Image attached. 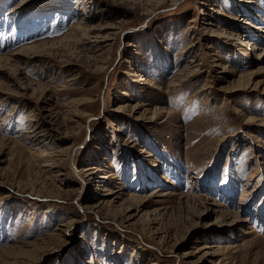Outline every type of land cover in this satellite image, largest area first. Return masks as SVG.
Masks as SVG:
<instances>
[{"label": "rangeland", "instance_id": "rangeland-1", "mask_svg": "<svg viewBox=\"0 0 264 264\" xmlns=\"http://www.w3.org/2000/svg\"><path fill=\"white\" fill-rule=\"evenodd\" d=\"M156 1L0 0V264H264L253 31Z\"/></svg>", "mask_w": 264, "mask_h": 264}, {"label": "bare ground", "instance_id": "bare-ground-1", "mask_svg": "<svg viewBox=\"0 0 264 264\" xmlns=\"http://www.w3.org/2000/svg\"><path fill=\"white\" fill-rule=\"evenodd\" d=\"M231 3H233V5H235L234 7L237 6V8L240 10H242V14H246L244 16V18H239V19H235V18H232L231 16L229 17H226L224 13H222V11H220L219 9L218 10H215L214 13H216L217 15L219 16H222V17H225L226 19H233L234 21L236 22H239L241 25H244V27L248 26V29L253 32H251V37H249V40L245 41L244 37L240 34V32L236 33V34H231L230 33V37H224L226 38L227 40H230V41H234L235 42V45L237 46H244L246 45L247 48H246V52H253V58H252V61L253 62H256V63H260L262 64L264 62V49H261V53L257 54L256 52L259 51V47H257V40L259 41V35L261 34H264V29L263 27L261 26V23L260 24H257L256 22H259V18L260 16L257 14L258 11H260L258 9V11L254 8L255 6H253V3L252 2H247V0H237V3H235V0H230ZM162 2V0H157L156 3H160ZM176 1L173 0V4H175ZM240 4H243V6H239ZM247 5V6H245ZM253 7V8H252ZM237 10V9H236ZM252 10V11H251ZM253 13H254V17H253ZM203 15V13H200ZM63 15H66V14H63L61 13L59 17L61 18H64L65 19V16ZM63 16V17H62ZM207 16V14H206ZM254 18V22L249 20V18ZM13 18H10V19H3L4 20V25L7 26V27H12L13 28L15 27L16 28V31L19 32L20 29H24L26 32L25 34L28 35L31 33V31L37 27V25L35 24V22L38 20L36 18H28V20L24 21L23 19L22 20H12ZM251 21V22H250ZM256 21V22H255ZM262 22V24H264L263 21H260ZM17 23L20 24V29L19 28V25L17 27ZM240 28L238 27V30ZM23 30V31H24ZM241 30V29H240ZM244 29H242L243 31ZM24 32L21 31V34H23ZM18 35V34H17ZM25 36V35H24ZM106 41H98V40H95V41H92V47L91 48H94L95 46H97L98 44H101V43H105ZM34 48V47H33ZM190 48V47H189ZM31 48H23V50H21L20 52H17L14 54L13 58L15 61H21L23 60V58H21V55H24V52L26 51H29L31 50ZM36 49V48H35ZM249 53H245V54H242V55H245V56H248ZM26 62V61H25ZM193 62V60L191 61V63ZM144 77L143 76H139L138 80L135 81V83H143V82H146L145 79H143ZM122 95H127V93L124 91L122 92ZM36 130V129H35ZM39 129H37L36 131L32 132V133H35L32 138H33V141L36 142L37 140H39V136L43 133L46 132V134H48V130H43L44 132L41 133L42 131H38ZM46 136V135H45ZM88 170H91V169H87L86 171ZM98 171V170H97ZM153 177V176H152ZM152 177H150V181L152 180Z\"/></svg>", "mask_w": 264, "mask_h": 264}]
</instances>
